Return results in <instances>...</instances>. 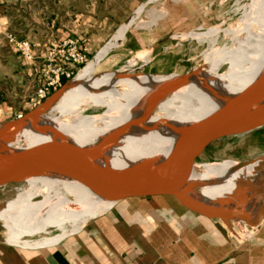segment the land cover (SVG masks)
<instances>
[{
  "label": "bare ground",
  "instance_id": "6f19581e",
  "mask_svg": "<svg viewBox=\"0 0 264 264\" xmlns=\"http://www.w3.org/2000/svg\"><path fill=\"white\" fill-rule=\"evenodd\" d=\"M163 15L156 10L150 18L156 20ZM136 17L120 26L98 56L80 69L37 117L34 125L46 135L28 130L21 140H15V144L32 145L54 138L83 151L100 143L90 167L106 178L148 157L166 155L180 131L213 111L222 101L240 95L256 77V88L264 86V40L256 39L248 32L250 35L245 41L206 53L203 64L194 70L195 76L188 83L174 87L156 105L150 106L156 91L169 77L133 72L131 67L136 60L146 62L147 56L140 54L142 57L132 58L127 68L95 75L98 59L124 40L126 30L136 22ZM217 32V28H209L204 33L192 32L190 35L199 39ZM249 39L252 40L250 44ZM222 61H229L230 69L214 74ZM206 68L208 71L205 72ZM96 102L99 106L110 105L112 108L104 114L85 115L83 112L90 106H96ZM170 161L168 167L179 162ZM258 165L264 167V160L259 159L248 166H240L233 160L201 165L194 163L187 181L191 190L201 192L204 199L250 190L251 187L264 192V181L260 187L255 185V181L264 174L262 170L256 174ZM10 177V173L0 172V180ZM13 178L24 181V187L13 199L0 204V221L5 228L3 234L0 233V239L8 237L22 246L56 242L108 207L106 202L101 203L87 189L67 179L27 174H17ZM38 195L44 197L33 202ZM66 224H69V229L65 228ZM51 226L59 227L61 232L35 241L24 239V236L43 233Z\"/></svg>",
  "mask_w": 264,
  "mask_h": 264
},
{
  "label": "rangeland",
  "instance_id": "374dc122",
  "mask_svg": "<svg viewBox=\"0 0 264 264\" xmlns=\"http://www.w3.org/2000/svg\"><path fill=\"white\" fill-rule=\"evenodd\" d=\"M144 1L147 0H0V122L16 118L18 114L26 113L40 102L36 94L44 79L42 67L48 63V58L57 55L64 40L72 39L80 47L86 48V51L90 49L91 52L87 53L88 63L98 56L102 47L112 40L120 26ZM149 1L144 8L135 12L136 22L130 24L124 40L98 59L95 75L127 68L129 61L137 56H147L148 59L142 62L136 58L138 60L131 67L133 72L182 74L199 68L210 50L231 47L236 42L245 41L250 34L256 39L264 40V31L261 30L264 29V0ZM153 10L164 15L153 20L150 18ZM108 15L110 19L106 21L104 17ZM137 22L141 23L140 26H137ZM209 28H217L218 32L199 39L190 35L192 32L204 33ZM7 35L29 41L40 57L39 62L32 64L23 60L18 51L8 43ZM167 35L171 36L168 41L153 51L147 50L148 45ZM249 40L250 44L252 40ZM222 62L214 74L230 69L229 61ZM143 63H146L144 67ZM84 66L85 64L80 66V69ZM111 108L110 105L99 106L96 102V106L88 107L83 113L88 116L100 115ZM253 159L264 160V128L212 143L196 159L195 164L220 163L226 160L244 162ZM260 170L264 172V167L258 166L256 174ZM23 184L24 181L0 186V204L13 199L23 189ZM43 197L44 195H38L33 198V202L40 201ZM1 223L0 221V233L3 234L5 228ZM69 227V224L65 225L66 229ZM60 232L59 227L51 226L43 233L24 236V239L35 241ZM2 239L0 240L8 244L22 246L8 237Z\"/></svg>",
  "mask_w": 264,
  "mask_h": 264
},
{
  "label": "water",
  "instance_id": "95a60500",
  "mask_svg": "<svg viewBox=\"0 0 264 264\" xmlns=\"http://www.w3.org/2000/svg\"><path fill=\"white\" fill-rule=\"evenodd\" d=\"M148 2L144 1L138 8H144ZM135 12L123 24H128ZM170 37L167 35L158 40L152 49ZM194 74L195 71L165 74L169 78L158 88L150 106L156 105L174 87L188 83ZM67 83L20 117L0 122V172L11 174L10 178L0 180V186L20 182L13 178L17 174L40 175L78 183L101 200V203L106 202L107 209L129 198L166 197L192 213L221 221L228 227L251 228L262 222L264 192L251 187L250 190L228 195L217 194L204 199L201 192L191 190L187 181L196 159L209 145L264 128V86L256 88L257 77L240 95L222 101L213 111L180 131L166 155L148 157L106 178L90 167L100 149V143L83 151L54 138L32 145L15 144V140H21L23 133L28 130L46 135L36 128L34 122L59 96ZM170 160L179 162L176 166L168 167ZM255 162L257 160L253 159L238 164L248 166ZM263 181L264 174L255 181V185L260 187ZM216 226L228 237L221 223L218 222Z\"/></svg>",
  "mask_w": 264,
  "mask_h": 264
},
{
  "label": "crops",
  "instance_id": "0c3cea01",
  "mask_svg": "<svg viewBox=\"0 0 264 264\" xmlns=\"http://www.w3.org/2000/svg\"><path fill=\"white\" fill-rule=\"evenodd\" d=\"M236 227L166 197H135L53 243L29 247L0 240V264H264V219L255 227Z\"/></svg>",
  "mask_w": 264,
  "mask_h": 264
},
{
  "label": "built area",
  "instance_id": "2783aa9c",
  "mask_svg": "<svg viewBox=\"0 0 264 264\" xmlns=\"http://www.w3.org/2000/svg\"><path fill=\"white\" fill-rule=\"evenodd\" d=\"M7 41L18 51L23 60L32 64L39 62L40 57L29 41L16 39L12 35H7ZM61 46V49L57 51V55L55 54L56 57L53 55L51 58H48L46 61L48 63L42 67L44 79L36 94L40 102L61 88L65 83L72 80L75 72H79L80 66L87 64L86 48L80 47L77 41L67 39L63 41ZM63 80H66L65 83H63ZM21 115L18 114L16 118Z\"/></svg>",
  "mask_w": 264,
  "mask_h": 264
}]
</instances>
